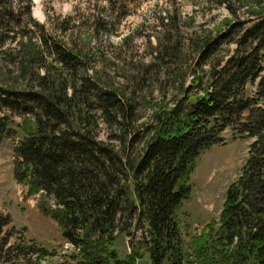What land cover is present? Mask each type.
<instances>
[{"label":"trees","instance_id":"obj_1","mask_svg":"<svg viewBox=\"0 0 264 264\" xmlns=\"http://www.w3.org/2000/svg\"><path fill=\"white\" fill-rule=\"evenodd\" d=\"M260 3L264 0H253L248 26L237 22L242 25L235 36L190 41L196 70L183 96L165 110L153 112L151 123L138 132L135 157L117 152L96 137L94 128L89 129L94 122L87 100L92 99L102 104L98 109L106 116L108 110L115 111L118 119L113 125L122 130L128 113L120 98L88 77L75 75L79 52L42 40L63 70L52 80L59 82L48 84L44 71L35 74V86L0 87V110L21 117L15 131L10 120L0 116V141H12L13 180L26 189V196L38 194L37 209L57 225L61 241L76 251L57 254L16 229L9 214L0 213V264H136L142 255L139 250L149 264H264ZM6 8L0 0V34L5 36L6 25L13 24V12ZM170 26L167 18L157 25L162 36H169L165 30ZM229 44L233 48L220 54L218 48ZM37 45L24 42L20 55L33 56ZM174 48L169 37L158 38L155 57L162 58ZM66 87L70 94H65ZM227 129L232 137L249 140L240 174L225 190L217 225L210 220L184 243L181 207L192 191L195 159L221 143V133ZM117 234L128 238L129 252L122 258L112 245Z\"/></svg>","mask_w":264,"mask_h":264},{"label":"rangeland","instance_id":"obj_2","mask_svg":"<svg viewBox=\"0 0 264 264\" xmlns=\"http://www.w3.org/2000/svg\"><path fill=\"white\" fill-rule=\"evenodd\" d=\"M7 1L4 3L13 12V24L6 25V36L0 34V87L35 86V74L44 71L45 81L57 85L59 78L52 80L63 70L44 48L42 40L59 43L72 53L79 52L80 67L75 75L88 77L98 88L113 91L128 113L126 123L118 131V126L113 125L114 118L118 119L115 111L108 110L107 117L98 109L102 104L89 99L88 110L94 122L89 129L94 128L99 140L130 157L137 155L138 132L151 123L153 112L165 110L183 96V89L196 70V56L190 50V41L219 34L235 36L242 24V27L248 26V18H251L248 10L253 4V0ZM257 9L264 14V3ZM165 18L171 23L165 30L169 31V36H162L157 27ZM225 19L229 21L224 23ZM239 21L243 23L237 24ZM229 24L232 26L228 27ZM163 37H169L175 48L162 58L155 57L157 40ZM28 41L38 45L36 53L26 57L20 55L19 46ZM231 48L233 44L222 45L218 50L224 54ZM64 91L70 94L71 88L66 87ZM0 116H6L17 131L21 124L18 114L1 109ZM221 135V143L210 146L195 159L190 174L192 191L181 207L184 243L210 220L217 225L225 190L239 176L246 157L248 139L232 137L229 129ZM13 159L12 141L2 139L0 213L9 214L10 224L25 230L26 236L56 250L57 254L75 252L61 241L60 230L51 218L37 209L38 194L26 196V189L13 180ZM112 245L120 258L129 252L128 238L124 234H117ZM138 252L142 255L136 259V264H149L144 251Z\"/></svg>","mask_w":264,"mask_h":264},{"label":"clouds","instance_id":"obj_3","mask_svg":"<svg viewBox=\"0 0 264 264\" xmlns=\"http://www.w3.org/2000/svg\"><path fill=\"white\" fill-rule=\"evenodd\" d=\"M37 16H38V18H40V17H39V14H37Z\"/></svg>","mask_w":264,"mask_h":264}]
</instances>
